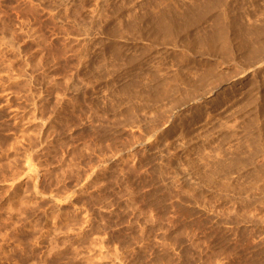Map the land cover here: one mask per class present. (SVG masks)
Returning <instances> with one entry per match:
<instances>
[{"label":"rangeland","instance_id":"374dc122","mask_svg":"<svg viewBox=\"0 0 264 264\" xmlns=\"http://www.w3.org/2000/svg\"><path fill=\"white\" fill-rule=\"evenodd\" d=\"M0 264H264V0H0Z\"/></svg>","mask_w":264,"mask_h":264}]
</instances>
